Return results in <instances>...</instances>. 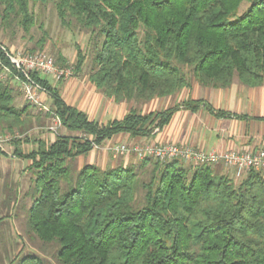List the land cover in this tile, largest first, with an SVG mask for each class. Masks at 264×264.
I'll return each mask as SVG.
<instances>
[{"label":"trees","instance_id":"1","mask_svg":"<svg viewBox=\"0 0 264 264\" xmlns=\"http://www.w3.org/2000/svg\"><path fill=\"white\" fill-rule=\"evenodd\" d=\"M48 1L0 0V28L16 23L28 31L35 23L32 6ZM54 2L61 23L75 21L89 32L88 50L78 48L73 74L89 56V80L115 102L145 103L193 82L212 88L229 87L233 79L251 87L264 83V0ZM5 51L0 42V123L11 131L24 124L29 104H14L8 81L23 77ZM55 62L67 60L59 53ZM31 76L46 90L50 114L68 132L80 133L34 139L26 153L13 140L14 154L30 161L29 230L43 243L58 244L59 264H264L262 171L249 170L235 182L214 174L210 164L177 159L71 166L116 134L149 136L178 109L203 105L213 112L210 104L186 99L147 113L133 107L103 123L66 103L45 77ZM14 261L8 264H45L33 253Z\"/></svg>","mask_w":264,"mask_h":264},{"label":"rangeland","instance_id":"2","mask_svg":"<svg viewBox=\"0 0 264 264\" xmlns=\"http://www.w3.org/2000/svg\"><path fill=\"white\" fill-rule=\"evenodd\" d=\"M242 8L243 6H241ZM32 11L35 23L28 31L16 23L0 28L2 45L6 47L8 52L15 55L43 51L51 56L54 62L57 61L60 53L67 62L64 65L55 62L56 65L60 67L71 66L72 68L77 59L78 48L81 51L88 50L89 32L81 29L75 21H72L70 25L61 23L57 16L54 0L43 4L37 3L32 6ZM90 65V57L87 56L83 68L78 72L80 76L77 77L88 76ZM74 75L76 74L58 80L51 76L43 77L55 86L61 87L67 79L76 78ZM9 78L8 75L2 77L3 80ZM8 82L12 88L15 106L22 107L29 104V107L25 114V122L21 127L13 128L10 131L6 129L3 123H0V135L9 137V140L4 142L0 148L3 151V154H0V264H8L13 259L16 263L22 256L31 253L39 255L45 264H59L56 260L58 244L56 242L43 243L29 230L27 213L32 202L30 193L31 188H33L32 174L27 169L30 161L14 154L16 143L13 140H19L18 147L23 153H26L35 148L34 139L41 138L47 142H52L58 134L79 135L80 133L68 132L58 119L50 114L48 110L51 107V100L47 93H40V104H34L26 100L22 82L18 78H10ZM131 102L132 106L139 112L143 110L144 104L148 103ZM170 104L171 100L167 101L165 107ZM27 139L30 140L27 141ZM116 144L109 146L107 152L109 158L118 165L122 164L124 155L113 156L110 147ZM96 146L93 149L100 150V145ZM130 155L131 159L128 164L136 163L139 160L134 153H130ZM84 159V156L73 159L72 168L74 170L80 169L86 162ZM108 166L106 164L104 168ZM244 175L236 177L235 182H238Z\"/></svg>","mask_w":264,"mask_h":264},{"label":"crops","instance_id":"3","mask_svg":"<svg viewBox=\"0 0 264 264\" xmlns=\"http://www.w3.org/2000/svg\"><path fill=\"white\" fill-rule=\"evenodd\" d=\"M77 76L80 73L74 75L76 78L67 79L61 87H56L66 103L84 111L90 119L105 123L121 118L133 108L131 101L115 102L104 96L88 76ZM186 99H202L214 111L207 110L203 105L194 111L180 108L166 125L149 136L132 137L127 133H119L105 140L99 146L100 150L92 149L76 158L84 156L85 164H95L101 168L106 164L114 167L116 164L109 158L107 148L116 143L174 142L216 152L264 149V83L251 87L233 79L229 87L212 88L193 82L189 88H183L173 95L149 100L140 112L157 111L166 108L167 101L171 100L169 106H172ZM218 110L227 114L218 116L215 114ZM130 159V154H124L122 164H128ZM211 169L214 174L228 175L234 181L237 179L235 170L223 163L212 164Z\"/></svg>","mask_w":264,"mask_h":264},{"label":"built area","instance_id":"4","mask_svg":"<svg viewBox=\"0 0 264 264\" xmlns=\"http://www.w3.org/2000/svg\"><path fill=\"white\" fill-rule=\"evenodd\" d=\"M4 49V48H3ZM5 50V49H4ZM11 67L23 77L21 80L26 100L34 104H40V93H47L46 90L32 79V73L40 76H51L55 80L64 79L73 75L71 67H60L55 64L53 58L45 52H34L23 55H15L5 51ZM9 73V68L4 67L1 78ZM57 119V118H56ZM59 121V120H58ZM158 128L154 130L157 131ZM9 140L8 136L0 135V148ZM93 147H97L93 145ZM114 157L121 154L134 153L139 159L151 157L158 160H181L186 164L197 166L201 164L223 163L225 166L235 170L237 177L249 170L264 172V149L253 151L226 150L216 152L204 150L191 145L171 143H135L132 145L116 144L110 147Z\"/></svg>","mask_w":264,"mask_h":264}]
</instances>
